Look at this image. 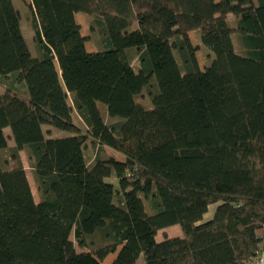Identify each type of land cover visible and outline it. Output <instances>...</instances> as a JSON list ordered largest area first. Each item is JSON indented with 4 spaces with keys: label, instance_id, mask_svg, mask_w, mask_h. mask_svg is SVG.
Returning a JSON list of instances; mask_svg holds the SVG:
<instances>
[{
    "label": "trees",
    "instance_id": "obj_1",
    "mask_svg": "<svg viewBox=\"0 0 264 264\" xmlns=\"http://www.w3.org/2000/svg\"><path fill=\"white\" fill-rule=\"evenodd\" d=\"M22 2L36 56L13 0H0V79L9 83L0 81V153L8 149L5 129L14 143V166L0 158V264H100L115 253L112 264H138L141 255L144 264H257L264 0ZM77 13L94 20L102 51H87ZM145 88L151 109L136 100ZM99 103L120 120L106 124ZM44 126L70 135L46 138ZM25 149L39 203L20 160ZM176 225L183 238L156 240ZM95 232L101 245L78 252L91 248Z\"/></svg>",
    "mask_w": 264,
    "mask_h": 264
},
{
    "label": "rangeland",
    "instance_id": "obj_2",
    "mask_svg": "<svg viewBox=\"0 0 264 264\" xmlns=\"http://www.w3.org/2000/svg\"><path fill=\"white\" fill-rule=\"evenodd\" d=\"M13 4L15 5L16 8H18V10L20 11V14H21V25H22V29H23L24 38H25V40L29 46V49H30L32 55L36 56L37 55V48H36V44L34 42V33L31 30V28L28 24V21H27L29 10L25 6V4L22 2V0H13ZM75 20L81 27V34L87 40V42H86L87 51L88 52L102 51L105 48V45L103 42V36H102L99 28L95 25L94 20L91 17L84 15L83 13L75 14ZM104 22L106 23L107 33H108L110 40L112 42H115L117 39H119L120 34L115 31L114 19L110 16L104 17ZM189 39H190L192 46L194 48H196L198 45V41H197L196 37L193 34H190ZM205 55H206V50H204V49H200V50L196 51V53H195V57H196L198 66H199L201 71H205L206 66H207V60H206ZM130 59H131L132 64L137 68L139 66V63H138L137 54L135 51H131ZM0 81L3 84V86H4V84L6 87L9 86V83L7 81L3 82L1 79H0ZM148 92H149L148 88H145L142 91L141 95L136 98V100H137V102L142 104L144 106V108L151 109L152 104L150 102V96H149ZM98 106H99V109L101 112V116H102V118L106 124H113V123H116L118 120H120L118 118H114V119L110 118L107 114V109L104 105L99 103ZM74 120H75V123L78 124V126L80 127L81 132L85 133V127L80 122V120L78 119L77 116L75 117ZM43 131L45 133V136L48 138L68 137L70 135L67 132H61V131L55 130V129L47 127V126L43 127ZM9 141H8L9 146L10 147L13 146V143L11 141L10 142ZM93 147L94 146L92 144L91 145L89 144V146L87 147L86 152L88 154V157L94 156L95 149ZM10 149L11 148H8V149H6L0 153V158H1L2 162H8L7 163L8 167L14 166V163H12L10 161ZM104 151L108 157H111V158L115 159L116 161H124V157L121 154H119V153H117V152H115L109 148H105ZM20 160H21V163L24 167V170H25V173H26V176H27L33 197H34V201L39 203L41 196L37 191L36 179H35L34 173L31 169L30 164H29L28 159H27V149L20 152ZM112 181L115 182L114 180H112ZM216 206H217V204L209 206L207 214L203 217V221H207L208 219L211 218ZM178 228L180 230V233L183 234L181 228L180 227H178ZM168 232L170 233V230H168ZM71 239L73 240V236H71ZM87 241H88V244L91 246V248L82 249V248L77 247L78 252H89L91 249H95L96 247L100 246L102 240H101L100 234L98 232H95L94 234H92L91 236L88 237ZM116 254L117 253L113 254L112 260L115 259ZM103 264H106V262H104ZM140 264H144V261H142V263L140 262Z\"/></svg>",
    "mask_w": 264,
    "mask_h": 264
},
{
    "label": "crops",
    "instance_id": "obj_3",
    "mask_svg": "<svg viewBox=\"0 0 264 264\" xmlns=\"http://www.w3.org/2000/svg\"><path fill=\"white\" fill-rule=\"evenodd\" d=\"M18 9V8H17ZM20 12V11H19ZM21 29H22V25H21ZM22 33H23V29H22ZM24 36V35H23ZM10 130L9 129H5L4 130V133H5V135L9 138V140L13 143V140L11 139V134H10V132H9ZM46 138H48V137H46ZM56 138V137H55ZM9 141V142H10ZM14 147V143H13V146H9V144H8V148H13ZM22 152V151H21ZM19 155H20V153H19ZM37 203V202H36ZM209 220V219H208ZM179 226H171V227H168V228H166V229H163V230H161V231H159L158 233H157V236H156V240L158 241V242H160V241H162L163 240V237L164 236H167V237H169V238H175V237H178V238H183V234H181L180 233V230H179V228H178ZM168 230H170V233L168 232ZM113 259V254H111V255H109V256H107V258L101 263V264H103L104 262H106V264H111L112 263V260ZM143 259V256L141 255L140 257H139V259H138V261H137V263L138 264H140V262L142 263V260ZM255 263H257V264H262V263H264V250L263 251H261L259 254H258V256H257V258L255 259Z\"/></svg>",
    "mask_w": 264,
    "mask_h": 264
},
{
    "label": "built area",
    "instance_id": "obj_4",
    "mask_svg": "<svg viewBox=\"0 0 264 264\" xmlns=\"http://www.w3.org/2000/svg\"><path fill=\"white\" fill-rule=\"evenodd\" d=\"M262 264H264V263H262Z\"/></svg>",
    "mask_w": 264,
    "mask_h": 264
}]
</instances>
